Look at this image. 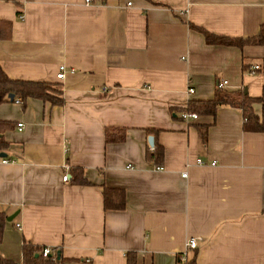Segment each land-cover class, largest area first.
Returning a JSON list of instances; mask_svg holds the SVG:
<instances>
[{
  "label": "crops",
  "instance_id": "0c3cea01",
  "mask_svg": "<svg viewBox=\"0 0 264 264\" xmlns=\"http://www.w3.org/2000/svg\"><path fill=\"white\" fill-rule=\"evenodd\" d=\"M263 21L264 0H0L1 70L62 98L0 103V256L20 264L25 242L81 264H264V132L227 105L179 116L218 84L253 98L264 86V45L208 44L188 23L246 38ZM103 187L124 207L104 209Z\"/></svg>",
  "mask_w": 264,
  "mask_h": 264
},
{
  "label": "trees",
  "instance_id": "16d2710c",
  "mask_svg": "<svg viewBox=\"0 0 264 264\" xmlns=\"http://www.w3.org/2000/svg\"><path fill=\"white\" fill-rule=\"evenodd\" d=\"M188 26L200 32L206 43L220 44L225 46H236L241 48L245 45H264V21L260 23L258 31L246 38H229L223 36L212 35L202 28L196 27L191 23ZM258 71V70H257ZM253 71V72H257ZM11 93L13 97L19 99L20 104H24L27 97L39 98L49 101L50 104L59 105L62 103L60 90L53 85L39 81H25L8 78L0 68V103L8 101L7 95ZM264 99V86L261 90V95L258 98L250 97L243 89L236 91H227L218 84L214 90L213 97L208 100L189 101L186 104L185 111L195 112L199 115L214 116L216 108L220 105H227L236 108L240 111L242 122L241 128L243 131L264 132V111L260 116L255 115L251 110L253 102L262 101ZM3 121H0V128L7 127ZM206 127L200 131V137L205 140ZM106 140H109L107 135ZM121 139V138H120ZM5 146V142L0 137V151ZM163 156L162 148L155 144L151 153H146L147 158L153 159L158 164ZM70 181L73 183H86L83 177L82 170L79 168L70 169ZM102 205L104 209H121L124 207V195L121 189L103 187ZM5 224V215L0 212V240L2 230ZM41 247L33 246L29 243H23L21 246V261L20 264H81L78 259H70L62 257L56 249H53V255L46 257L41 256ZM125 264H135L134 253L127 252L125 254ZM193 262V261H192ZM192 262L186 264H193ZM0 264H17L10 260H6L0 256Z\"/></svg>",
  "mask_w": 264,
  "mask_h": 264
},
{
  "label": "built area",
  "instance_id": "2783aa9c",
  "mask_svg": "<svg viewBox=\"0 0 264 264\" xmlns=\"http://www.w3.org/2000/svg\"><path fill=\"white\" fill-rule=\"evenodd\" d=\"M91 2V0H84V3L85 4H89ZM260 69V66L258 64H254L250 67V71L253 72V71H257ZM63 70H64V66L63 65H59L58 66V71L57 73L55 74V78H62L63 76ZM224 83V81H223ZM187 92H192V88L191 87H188L187 88ZM12 101L15 102V103H19V99L17 97L15 98H12ZM180 118L183 119V120H188V119H195L197 117V115L193 112H187L185 110L181 111L180 114H179ZM21 123H17V127H20ZM7 160L6 159H2L1 162H6ZM195 163H201V160L199 158L195 159ZM154 169L156 170H161L162 167L159 166V165H156L153 167ZM182 177H185L186 176V173L185 172H182L180 174ZM61 179L62 181H67L68 180V176L66 174H62L61 176ZM17 225V224H16ZM186 246L190 247V248H193L195 246V239L193 238H190L186 241ZM48 255H53V249L49 248V247H43L41 249V256L42 257H46ZM187 263V260L184 256V253H181V255H178L177 257V261H176V264H186Z\"/></svg>",
  "mask_w": 264,
  "mask_h": 264
},
{
  "label": "water",
  "instance_id": "95a60500",
  "mask_svg": "<svg viewBox=\"0 0 264 264\" xmlns=\"http://www.w3.org/2000/svg\"><path fill=\"white\" fill-rule=\"evenodd\" d=\"M7 97H8V100L9 101H12V98H13V95L11 94V93H9L8 95H7ZM147 143L149 144V145H151V143H152V140H151V137L149 136V137H147ZM0 156H5V153H0ZM8 219V218H7Z\"/></svg>",
  "mask_w": 264,
  "mask_h": 264
}]
</instances>
